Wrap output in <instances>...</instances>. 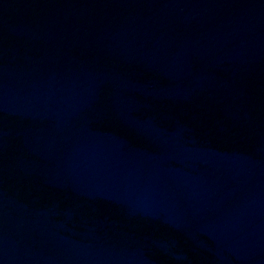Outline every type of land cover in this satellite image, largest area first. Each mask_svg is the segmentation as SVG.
I'll return each instance as SVG.
<instances>
[{
  "label": "water",
  "instance_id": "water-1",
  "mask_svg": "<svg viewBox=\"0 0 264 264\" xmlns=\"http://www.w3.org/2000/svg\"><path fill=\"white\" fill-rule=\"evenodd\" d=\"M0 264H264V0H0Z\"/></svg>",
  "mask_w": 264,
  "mask_h": 264
}]
</instances>
